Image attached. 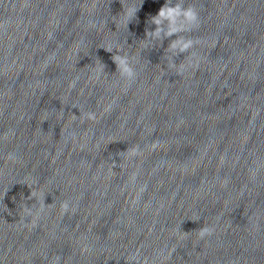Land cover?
Returning <instances> with one entry per match:
<instances>
[{
  "label": "clouds",
  "instance_id": "1",
  "mask_svg": "<svg viewBox=\"0 0 264 264\" xmlns=\"http://www.w3.org/2000/svg\"><path fill=\"white\" fill-rule=\"evenodd\" d=\"M123 6V23L128 29V25L134 19H136L137 12L143 4L141 0L139 6L135 4H130L125 8ZM120 13V14H121ZM149 25H154V30L146 29L145 38L141 41L145 48H153L158 45H162L165 39H169L170 42L165 49L166 53L170 54L169 68L182 70L183 61L178 65L174 62V57L180 54L188 53L195 45V42L188 36L184 35L193 31L195 28L199 27L200 15L195 6L191 4H185V0H165V3L159 8L157 14L150 16L148 20ZM172 37H175L172 39ZM103 49L109 53H113L111 60L116 65V72L119 76L129 82L135 81L137 77L136 67L133 63L132 57L123 51V48L119 45L109 44ZM108 74L105 71V65L100 61L99 66L96 68L95 76L100 78ZM84 118L89 120H95L94 113L83 114ZM132 156L141 154V149L139 146L130 150ZM10 158L12 156L10 155ZM62 211L67 213L70 209L69 202L65 201L61 205ZM183 223V222H182ZM198 235L201 239L209 237L214 234V227L212 226H202L197 229Z\"/></svg>",
  "mask_w": 264,
  "mask_h": 264
}]
</instances>
